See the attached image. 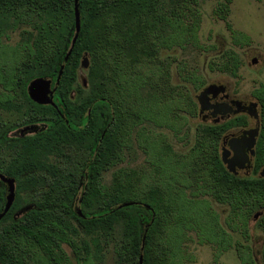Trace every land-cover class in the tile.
Instances as JSON below:
<instances>
[{
	"label": "trees",
	"instance_id": "obj_1",
	"mask_svg": "<svg viewBox=\"0 0 264 264\" xmlns=\"http://www.w3.org/2000/svg\"><path fill=\"white\" fill-rule=\"evenodd\" d=\"M229 2L221 1L215 10L223 20ZM78 7L80 30L71 47L73 0H0V35L18 23L34 28L23 31L19 47L10 50L12 64L0 66L3 86L18 89L21 102L8 94L0 98V109L22 112L25 107L29 118L56 112L32 102L26 85L37 76L55 78L71 47L56 96L69 120L77 113L86 115L81 129L63 122V132L56 129L51 137L44 133L20 140L8 157L0 155V172L16 179L15 201L0 220V264H71L63 243L79 264L102 262L110 246L113 264H139L140 256L142 264H185L191 257L183 246L188 231L196 230L222 251L231 245L228 230L248 240L249 219L260 210L256 224L264 232V177L258 176L264 167V84L252 91L260 103L252 175L229 172L219 152L223 133L244 125L243 117L198 124L185 152L175 151L160 130L177 134L197 113L188 87L172 81L176 57L161 50L189 44L200 48L199 0H80ZM248 39L232 31L235 44ZM85 51L89 65L84 88L77 69ZM240 65L232 48L209 61L210 69L232 77ZM176 66L194 89L204 84L200 76ZM134 146L145 153V164L114 168ZM50 155L63 163L52 162ZM112 168L110 180L104 181V173ZM23 192L30 194L35 207L14 218V210L28 202ZM5 195L0 186V211ZM212 200L227 208L223 222L228 230ZM125 202L133 204L120 206ZM234 249L240 264H258L249 244L236 241ZM261 260L264 264V245Z\"/></svg>",
	"mask_w": 264,
	"mask_h": 264
},
{
	"label": "rangeland",
	"instance_id": "obj_2",
	"mask_svg": "<svg viewBox=\"0 0 264 264\" xmlns=\"http://www.w3.org/2000/svg\"><path fill=\"white\" fill-rule=\"evenodd\" d=\"M221 1L224 0H199L201 20L197 37L200 48L193 47L189 44L184 49L177 46L172 49H162L161 54L164 56L176 57L171 67L172 81L174 83H184L190 90L194 99L205 86L223 83L237 96L247 97L249 100H256L252 95V91L264 84V0H230L228 4L229 12L226 20L219 18L215 13ZM23 28H29V26L19 25L15 29L9 30L7 34L1 36L0 44L3 45L4 51L8 48L12 49L14 45L19 42L21 37L20 31ZM232 31H239L247 34L249 37L248 41L242 44H235L232 40ZM229 48H232L241 60V65L235 77L217 70H212L209 67V61L211 59L217 58ZM13 59L15 58L11 57V55L6 56L3 59L4 67L10 66ZM253 59H255V63L252 62ZM178 63L185 67L187 75L193 72L200 76L204 80V84L198 89H194L189 79L183 81L177 70L176 65ZM85 74L86 69H78L79 81L85 77ZM8 94L14 96L18 102H21L20 91L18 89H7L0 81V98ZM21 122L22 114L20 111L0 110L1 149H5V138L14 137L16 132L15 129ZM200 123L199 117L193 116L188 117V121L182 129L183 131L180 130L177 134L163 127L159 129L168 134L169 140L175 151L185 152L194 140L195 127ZM184 130L186 131L185 134ZM145 157V153L137 146H134L126 151L124 160L115 165L114 168L121 166L127 168L138 167L139 165L145 164ZM114 168L104 173V181L108 182L110 180ZM251 172L252 170L249 173ZM244 173V171L239 172L241 175ZM81 189L79 190L77 198L80 196ZM21 195L28 201L27 203L24 202V204L32 202V197L29 193L23 192ZM32 204H35V201H33ZM211 205L213 210L218 214V220L223 227L227 229L223 222L227 208L213 200L211 201ZM75 207H78V203H75ZM262 213L263 210H260L254 213L258 214L256 219L253 218L254 215L249 219V238L247 241L244 240L238 231L227 229L231 236V245L222 251H218L216 243L202 239V236L198 235L197 233L199 232H196V230L188 231L183 246L191 257L185 264H240V260L234 249V243L236 241L249 244L256 262L258 264H263L261 260V249L264 245V232L258 228L256 224ZM62 248L71 264H79L69 245L63 243ZM34 258H36V256ZM113 260V251L110 246L105 251L102 262L92 260L87 264H113ZM41 264L46 263L42 262Z\"/></svg>",
	"mask_w": 264,
	"mask_h": 264
},
{
	"label": "flooded vegetation",
	"instance_id": "obj_3",
	"mask_svg": "<svg viewBox=\"0 0 264 264\" xmlns=\"http://www.w3.org/2000/svg\"><path fill=\"white\" fill-rule=\"evenodd\" d=\"M79 1L80 0H78V4H79ZM73 3H74V0H73ZM19 25H26V26H29V28H23L20 31V35H21L20 40H19V42L17 44L14 45V47L12 49H14L16 47L17 48L19 47L20 42L22 40V32L23 31L26 30V31L34 32V28H33L31 23H18L14 28L8 29V30L5 31V33H2L0 35V38H1V36L7 34V32L9 30L15 29ZM74 34H75V30H74ZM71 44H72V40H71ZM71 47H72V45H71ZM71 47H69L67 52L69 50L71 51ZM5 50H6V52H8V55H9V52H10L11 48H8V49H5ZM85 54H87L86 51L84 52V55ZM8 55H4L3 45L0 44V66H3V59L6 56H8ZM82 59H83V56L80 59V63H81ZM63 62H64V59H62V62L60 64V66H59V69H60L61 65H63ZM80 63H79V68H80ZM78 69H77V74H78ZM58 72H59V70H58ZM57 76H58V74H57ZM57 76L55 78L49 77V76H44V77H47V78L51 79L50 90L53 91V93H52V103L38 104V103H36V102H34L33 100L30 99L32 102H34V103H36L38 105H50V106H52V107L55 108L56 112H46V114L43 113L44 115H36L35 114L34 117L29 118L28 114L30 112H24L25 107H23L22 108V112H21V114H22V122H21V124L18 123L19 125L15 129L16 132L14 134V137L11 136L9 138H5V141H6L5 149H1L0 148V152H1L0 155L1 156L8 157L9 153L11 151V146L13 144H15V143H18L20 140L27 139L29 137H34V136H37V135H41V134H44V133H47V135L51 137L52 136L51 133H56L55 132L56 129L59 130L60 132L61 131L63 132V122L67 126H71L72 128H76V129L83 128V125H84L83 123H84L86 115L84 113H77L75 116L72 117L71 120H69L66 117L67 112L63 111L62 104L60 102H58V99H57V96H56V89H57V87L59 85L60 78H59V81H58V85L55 87V84L57 82ZM77 77H78L77 78L78 82L82 83L83 87L85 88L87 86L86 77H84L81 81H79V75ZM84 80H85V83H84ZM0 81L2 82L1 79H0ZM30 81L31 80H29V82ZM29 82L26 85V92H27V86H28ZM212 85L216 88V90H218L220 92V95L225 96V99L222 100V101L220 100V101L214 102V103H216L217 106H219V105L222 106V107H219V112L216 113L215 115H212L210 110H206V111L200 113L199 112V105L197 103L198 109H197L196 116L199 117L200 122L202 124H206V125L207 124H214V123L215 124H219V123H223V122H226L228 120L239 118V117H243L244 120L246 121V123L244 125H236V126L230 127L223 133V135L220 138V142H219L220 158H221V149H222V147L229 148V142L232 139H236V138L240 139L245 130H249V129H252V128H258L259 129L258 135L256 137V143H255V146H254V150H255L256 149V144H257V141H258V138H259V134H260V103H259V101L257 99L256 100H249V99H247V97H239L236 94H234L232 92V90H230L223 83H216V84H212ZM69 95H70V97L72 99H74L75 96H76L75 92H73V91ZM28 97H29V95H28ZM236 101H241V103H237ZM252 101L257 102V106L255 108L250 107V102H252ZM224 104H226L227 106L226 107L223 106ZM0 110H4V109H0ZM8 111H10V110H8ZM255 114H257V116H255ZM190 117H193V116H190ZM105 122H106V119H105ZM13 133H12V135H13ZM246 136H248V134H246ZM94 139H95V141L98 140V130H97V133H96ZM60 144L63 146V133L61 134V143ZM255 153H256V150H255ZM232 155H233V152L231 151L230 156H232ZM254 158H255V154H254V156H250V166L245 168V169H241V170L237 171L236 175H241V174H239L240 171H244L245 172L241 176L252 175L253 166H254ZM49 159L52 162H54V163L55 162H61L63 160L61 157H58L57 155H50ZM61 163H63V161ZM251 170H252V172L249 173ZM0 174L8 176V175H6L4 173H1V172H0ZM258 176H259V174H258ZM9 177H11V176H9ZM14 180H15V198H16V179L14 178ZM0 186H4L5 187L6 194H7V185H6V183H4V182H2L0 180ZM5 197H6V195H5ZM15 198H14V201H15ZM14 201H13V203H14ZM32 202H30L28 204H23V206H21L18 209L14 210V212L12 213V217H14V218L20 217L26 211H28L29 209L35 207V204H32ZM4 204H5V202H4ZM3 207H4V205H3Z\"/></svg>",
	"mask_w": 264,
	"mask_h": 264
},
{
	"label": "water",
	"instance_id": "obj_4",
	"mask_svg": "<svg viewBox=\"0 0 264 264\" xmlns=\"http://www.w3.org/2000/svg\"><path fill=\"white\" fill-rule=\"evenodd\" d=\"M79 4L78 0H74V22H75V34L72 39V44H74L78 32L80 30V12H79ZM70 50L67 52V54L64 57L63 65H61L58 76H57V82L55 84V87L58 85L59 78L62 74L64 63L67 61L68 56L70 54ZM255 63V59L252 61ZM89 65V59L87 54L83 55V59L80 63V68L87 69ZM50 83L51 79L44 77V76H37L31 79L27 86V93L31 100L38 104H48L52 103V93L53 91L50 90ZM85 83V80H84ZM212 84H209L202 88V90L195 96V99L199 105V112H204L206 110H210L212 115H215L219 112V107L216 103L217 101H222L225 99V96L220 95V92L216 90V88ZM237 103H241V101H236ZM223 106H227L224 104ZM257 106V102L252 101L250 102V107L255 108ZM257 116V114H255ZM258 128H252L249 130H245L243 135L240 139H232L229 142V148L222 147L221 149V160L223 164L225 165L226 169L236 174L237 171L241 169H245L250 166V156H254L255 150L254 146L256 143V137L258 135ZM248 134V136H246ZM231 151L233 152V155L230 156ZM259 176L264 177V167H262L259 171ZM0 180L7 185V194L5 197V204L3 209L0 211V220L5 216V214L8 212L10 207L13 204L14 198H15V180L13 177L5 176L3 174H0ZM133 204V202H125L121 204L120 206H127ZM78 214H81L80 211H78ZM258 217V214H254L253 218L256 219ZM147 230V227L145 228V232ZM139 264H142V256L139 258Z\"/></svg>",
	"mask_w": 264,
	"mask_h": 264
}]
</instances>
